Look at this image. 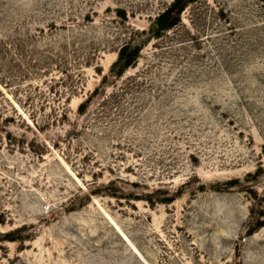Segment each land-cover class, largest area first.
<instances>
[{
	"label": "rangeland",
	"instance_id": "1",
	"mask_svg": "<svg viewBox=\"0 0 264 264\" xmlns=\"http://www.w3.org/2000/svg\"><path fill=\"white\" fill-rule=\"evenodd\" d=\"M0 264H264V0H0Z\"/></svg>",
	"mask_w": 264,
	"mask_h": 264
},
{
	"label": "trees",
	"instance_id": "2",
	"mask_svg": "<svg viewBox=\"0 0 264 264\" xmlns=\"http://www.w3.org/2000/svg\"><path fill=\"white\" fill-rule=\"evenodd\" d=\"M166 14L168 15L169 13H166ZM163 16H165V15L160 16L159 21H160L161 19H164ZM124 59H125V58H124V56H123L122 53H121L118 62L121 63V61H124V66H123V67H127V66L129 65L130 62H129L128 60H124ZM126 59H127V58H126Z\"/></svg>",
	"mask_w": 264,
	"mask_h": 264
}]
</instances>
